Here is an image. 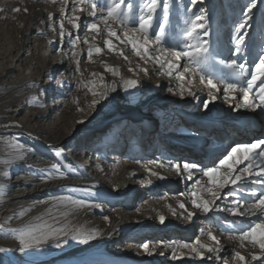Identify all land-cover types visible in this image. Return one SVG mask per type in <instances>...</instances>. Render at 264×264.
Here are the masks:
<instances>
[{"label":"bare ground","instance_id":"1","mask_svg":"<svg viewBox=\"0 0 264 264\" xmlns=\"http://www.w3.org/2000/svg\"><path fill=\"white\" fill-rule=\"evenodd\" d=\"M104 13L86 0H60L57 5L43 0H0V21L5 24L0 28L20 34L15 47L0 50V191L10 188L6 194L0 192V235L15 238L20 230L22 252H30L26 239H34L41 229L47 234L41 242L43 256L39 260L43 264L58 260L62 261L58 264L74 260L83 264L81 261L92 259L102 264H264L263 246L251 255L235 248L234 241H224L215 234L219 223L212 220L217 215L213 209L223 197L220 193L228 186L229 175L211 170L201 174L185 160L174 169L168 160L180 159V154L184 159L193 155L186 149L194 147L183 141L192 136L155 142V129L174 128L171 123L178 115L172 111L180 106L195 110L193 125H207L209 129L221 123L222 118H216L220 112L222 115L235 107L237 122L232 125L238 130L233 132L253 130L246 137L259 135L261 130L254 123L262 125L263 131L264 82L253 92L249 87L244 91L240 79L232 80V84L204 81L197 65L189 68L194 61L187 53L178 55L175 49L164 48L161 40H150L146 30L113 25L110 17H100ZM54 71L56 81L52 80ZM31 86L35 90H28ZM68 87L69 93H65ZM52 89L58 96L49 105L32 95L37 92L42 97L46 93L48 98ZM34 102L40 104L32 112L26 111L21 116L25 119L20 117L19 121L27 132L43 133L39 142L52 147L36 156V145L21 143L24 134L15 132L14 141H3L8 124ZM124 103L133 105V118L115 112L122 107L125 112L128 106ZM148 107L158 110L152 113L155 122L159 120L157 128L150 118L138 123ZM54 108L61 111L41 124L38 119L48 118ZM101 121H105L103 127L109 137L88 149L83 143L84 159H88L89 169L95 147L101 155L111 151L105 156L109 165H101L96 159L93 163L100 164L98 170L86 172L83 165L78 167L74 143L84 136L83 141L89 142L102 131ZM78 123L80 126L73 129ZM136 129L139 135L134 133ZM159 134L163 137L166 133ZM164 141L172 150L152 156ZM65 145L70 148L66 156L72 165L66 164L63 173L45 159L65 154ZM24 165L33 169L35 176L19 174ZM54 165L55 171H50ZM15 170L16 175L8 181L7 175ZM140 180L145 182L143 190L134 185ZM115 191L123 194L115 196ZM140 195L144 201L135 204ZM104 202L109 203L107 211L103 210ZM60 241L66 247L56 250L52 244ZM15 242L0 240V252L4 245L11 249ZM143 242L141 248L128 247ZM117 244L123 245L127 254L120 248L113 252ZM12 258L20 262L16 255Z\"/></svg>","mask_w":264,"mask_h":264},{"label":"rangeland","instance_id":"2","mask_svg":"<svg viewBox=\"0 0 264 264\" xmlns=\"http://www.w3.org/2000/svg\"><path fill=\"white\" fill-rule=\"evenodd\" d=\"M43 1L50 2L54 5L60 2V0ZM86 2L98 8L100 11L105 12L104 15L100 17H110L113 25L117 23L123 26L124 30H146L147 32L145 34L147 37L156 43H161L162 41L161 44L164 48L170 51L175 49L178 55L187 53V57L195 63H191L189 68L194 69L197 65L202 73V79L204 81L216 82L217 84L225 82L232 84V80L237 81L240 79L243 90L246 91V88L249 87L253 92L264 82V0H86ZM77 5L78 4H76L75 7H77ZM3 25L5 24L0 21V26L2 27ZM19 35V33L13 32L12 29L5 31L3 28H0V50L15 47ZM64 68L65 67L62 68L61 73ZM53 79L55 81L57 80V73L55 71L52 75V80ZM70 81L71 83L74 82V78L72 77ZM71 85L72 84H70V86ZM34 88V86H31L28 87V90H35ZM54 91L55 89L50 90L48 98L46 97V93H44L42 97L37 94V92H32L34 93L32 95H34L36 99L41 98V104L49 105L55 102V98L58 96ZM64 92L69 93V87L64 89ZM221 96H223V94H221ZM59 98L66 100L67 96H59ZM241 98L242 96H240V99ZM40 103L34 102L30 104L26 110L18 115L16 120L8 124L7 127L9 128V132L6 134L5 139H3L5 142H12L14 138H16L15 136L17 133L15 132L24 134L26 138H24L21 143L27 146H30L31 143L36 145V150L33 152L35 156L42 150L52 147H44L39 142L40 136L43 133L39 131H25V126L19 119L26 111L32 112L33 107L38 106ZM122 105L128 106L125 112H122L125 107L117 109L115 112L119 113L121 111V113L127 115L130 119L133 118L135 115L132 109L133 105L129 103H124ZM167 108L171 107L167 106ZM186 109L189 112L184 113L183 111ZM52 111L53 112L50 113L48 118L38 119L41 124L46 123L53 113L58 114L61 108L58 110L54 108ZM156 111L158 112V110L153 107L146 108V110H143L138 123L143 122L144 119L150 118L152 120V125L157 128L159 120L155 122L156 117L152 115V113L156 114ZM193 111L195 110L184 106L175 107L172 112H175V115L177 114L178 116H176V119L174 118L175 120H172L173 123L171 124L174 125V128L171 129L168 126H164L162 127L163 129H155V133L158 132V137L155 142L159 144V139L161 141L166 138L175 140L177 137L181 138V136H192V138H185L183 141H186L194 147V149H186L188 153L193 155L189 156V158L187 157L188 159H184L182 158L183 155L180 154V159L173 161L168 160L174 169H177V165L180 166L181 163L186 162L187 164L195 165L201 174L211 170V173L215 171L217 174H222L226 177L229 175L228 178L230 181L226 189H224V191L222 190L220 193L221 195L216 194L223 196L222 199H219L220 201L216 203V209H213L214 207L212 208L217 213L216 216H213L212 220L219 223L215 234L221 236L224 241H234L235 248L247 251L248 254L252 255L258 252L262 246L264 247V129L262 131V125L257 127V123H254L257 130H261L259 135L246 137V134L253 130H240L243 134L233 132V130H238L232 125L237 122L236 116L238 112L235 107L230 108L227 113L222 115L220 112L216 118H222L221 123L217 126L214 124V128L210 129L207 125L202 126L197 123L193 125ZM261 111L264 114V107ZM162 112L166 113V111ZM164 113H162V116L166 115ZM179 114L182 121H179ZM21 119L25 118L21 117ZM262 121L264 123V115ZM104 122L105 121H101L100 126H105ZM79 126L80 123L75 124L73 129L76 130ZM40 127H43V125ZM137 130L138 129H136L134 133L139 135ZM202 130H204L202 132L203 134H200ZM108 132L107 128L103 127L102 131L99 133L96 132L89 142L83 141L85 139L84 136L74 143L75 147L73 146V152L76 155V159H78V167L82 168L83 165L86 172L89 171V169L98 170L100 164L95 165L93 163L96 162V159L102 162L101 165H109V163L105 161V156H109L111 151L101 155V152L98 149V151L95 150L94 147L89 157L90 167L88 169L87 166H89V161L86 162L88 159H84L85 149L82 145L84 143L87 149L92 144L98 145L99 141H103L104 138L109 137ZM160 132L166 134L162 137L161 134H159ZM128 142H131L130 139ZM234 144L235 146H233ZM67 146L68 145H65L62 150L65 154L58 153L55 154V156L49 155L45 159V161L56 164L58 169L63 170V173L64 167H68L66 164L72 165L71 159L66 156V153L69 154L70 151V148ZM169 146L171 145L164 141L163 145H157V148L154 149V153H151V155H163L165 152L167 153L172 150ZM129 151L130 150H128V152ZM200 151L202 152L200 153ZM112 154H116L114 150ZM118 155H121V152L118 153ZM182 160H185V162H181ZM22 167L24 170L19 171V174L25 172L27 176H35L33 169H29V167L25 165ZM55 167L54 165L52 169L50 168V171H55L53 170ZM16 173L17 170L10 172L7 175L8 181L11 177L16 175ZM93 175H95V172L92 171V179H94ZM134 185L135 187L139 185V189L143 190L145 182L143 183L140 180L134 182ZM187 186L188 185H186V187ZM98 187L104 190V192L110 193V190H105L104 186L100 185ZM1 191L6 194L10 191V188L4 187ZM3 192L2 194H4ZM113 193L115 196L123 194L122 191H120V193L119 191ZM141 198V195L136 197L135 204H141L144 201ZM102 206L104 211L110 208L107 202H104ZM233 212L239 214L233 215ZM39 227H43V225L38 226V229ZM153 230L156 231L158 229L154 228ZM13 234L15 233L12 232V235ZM16 234L15 238H10L8 236L3 237L0 235V240L16 241L11 244L13 246L11 249L8 247V244L4 245L3 251L0 252V264H27L32 261H35V264H43L40 263L39 260L40 257L43 256V246H41V242L45 240L43 237H46L47 234H44L42 230L39 229L34 239H26V248L30 252H22L20 242L22 239L18 236L21 235L20 230L16 231ZM159 241L161 242V240ZM140 242H142V240ZM59 243H62V241L58 242V244H52V246H56L54 247L56 250L59 249V247H66V244ZM143 244L144 242L140 245L130 244L128 247L137 249L141 248ZM33 246H36L34 250L31 248ZM119 248L121 250L124 249L122 253L127 254L125 247L123 245L121 246V244L114 245L112 251L116 252ZM18 252H21L20 255ZM13 255H16L20 262L12 258ZM58 262L62 261L58 260L54 263L51 262L47 264H58ZM78 262L79 261L74 260L60 264H79ZM81 262L83 264L104 263L97 259Z\"/></svg>","mask_w":264,"mask_h":264}]
</instances>
